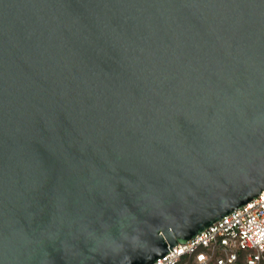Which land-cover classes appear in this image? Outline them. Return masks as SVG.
<instances>
[{
  "label": "water",
  "instance_id": "water-1",
  "mask_svg": "<svg viewBox=\"0 0 264 264\" xmlns=\"http://www.w3.org/2000/svg\"><path fill=\"white\" fill-rule=\"evenodd\" d=\"M264 191V0H0V264H152Z\"/></svg>",
  "mask_w": 264,
  "mask_h": 264
},
{
  "label": "built area",
  "instance_id": "built-area-1",
  "mask_svg": "<svg viewBox=\"0 0 264 264\" xmlns=\"http://www.w3.org/2000/svg\"><path fill=\"white\" fill-rule=\"evenodd\" d=\"M171 248L152 264H264V191Z\"/></svg>",
  "mask_w": 264,
  "mask_h": 264
},
{
  "label": "trees",
  "instance_id": "trees-1",
  "mask_svg": "<svg viewBox=\"0 0 264 264\" xmlns=\"http://www.w3.org/2000/svg\"><path fill=\"white\" fill-rule=\"evenodd\" d=\"M178 264H201L198 261H196L195 258H184L182 261H180ZM205 264H214L213 261L206 262Z\"/></svg>",
  "mask_w": 264,
  "mask_h": 264
}]
</instances>
